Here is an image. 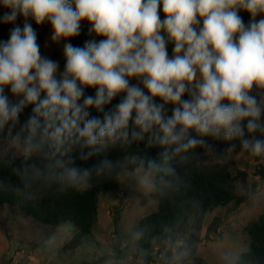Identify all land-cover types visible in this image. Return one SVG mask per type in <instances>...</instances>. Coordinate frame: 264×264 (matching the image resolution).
Masks as SVG:
<instances>
[{
	"label": "clouds",
	"instance_id": "9594fccd",
	"mask_svg": "<svg viewBox=\"0 0 264 264\" xmlns=\"http://www.w3.org/2000/svg\"><path fill=\"white\" fill-rule=\"evenodd\" d=\"M0 9L13 25L0 39V169L19 181L0 180V194L31 201L109 178L176 191L194 162L221 158L220 142L224 156L264 160V0H0ZM45 26L62 69L41 51ZM165 244L166 264L190 257L184 238Z\"/></svg>",
	"mask_w": 264,
	"mask_h": 264
},
{
	"label": "trees",
	"instance_id": "16d2710c",
	"mask_svg": "<svg viewBox=\"0 0 264 264\" xmlns=\"http://www.w3.org/2000/svg\"><path fill=\"white\" fill-rule=\"evenodd\" d=\"M0 9V15L3 14ZM247 21V14H243ZM17 23L22 24L21 20ZM13 25L0 23V39H7L8 30ZM36 27L35 25H33ZM40 45L46 36L44 28H37ZM85 27L81 36L73 39L74 45L82 46L87 37ZM50 58L58 60L63 68V59L60 53H54ZM94 94L93 90H89ZM93 114H96L95 112ZM228 145L215 143L217 154H223V149ZM136 146H134L135 148ZM141 152L144 146H139ZM158 149L149 150L148 155L155 156ZM239 146L237 145V153ZM111 153L110 155H118ZM236 154V153H233ZM251 173L258 181L264 184V162L262 159H253ZM93 160L78 162L81 167H89ZM19 161H17V164ZM239 163L234 157L222 161L213 162L211 156H205L204 162H194L185 173V186L176 191H152V195L158 198L156 209L139 219L136 223L135 232L144 231L141 240L136 241L137 249L154 251L156 244L162 253L159 261L166 264L165 257L170 256L166 249L165 241L172 237H182L190 248V257L183 264L195 261L193 264H208L201 261L198 256V247L203 240L202 232L206 215L218 206H226L233 202L241 205L248 201L254 192V184H247L248 172L239 168ZM236 169L233 174L231 167ZM16 185L18 179L11 176L10 169H0V180ZM119 180L114 178L94 181V186L84 192L74 190L57 191L48 190L41 194L37 200H27L25 197L12 192L0 194V205L6 204L15 212L35 223L49 226H60L63 223L72 225L71 237L64 243V254L72 253L85 243V238L93 233L98 224L99 196L104 192L117 191ZM165 229H169L166 231ZM245 244L247 248L237 255L235 264H264V212L252 222L243 227Z\"/></svg>",
	"mask_w": 264,
	"mask_h": 264
},
{
	"label": "rangeland",
	"instance_id": "374dc122",
	"mask_svg": "<svg viewBox=\"0 0 264 264\" xmlns=\"http://www.w3.org/2000/svg\"><path fill=\"white\" fill-rule=\"evenodd\" d=\"M43 28L46 38L41 44L42 53L49 57L60 53L63 59L62 45H52L47 26ZM217 155L221 158L211 156L213 162L234 157L239 168L248 172L247 184H254V192L247 202L218 206L205 218L198 258L208 264H230L223 255L231 253L237 257L247 248L243 227L264 212V184L253 177L254 160L246 154ZM231 170L236 173L233 166ZM157 202V197L139 189L133 180H119L117 191L99 196L98 224L93 233L85 238L82 247L67 255L62 247L72 235L71 224L49 226L35 223L8 205H0V264H105L109 259L113 264H136L138 251L133 239L136 223L153 212ZM158 246L156 244L154 251L148 252L146 264H162Z\"/></svg>",
	"mask_w": 264,
	"mask_h": 264
}]
</instances>
